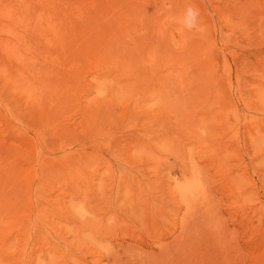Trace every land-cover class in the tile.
<instances>
[{"label": "rangeland", "instance_id": "rangeland-1", "mask_svg": "<svg viewBox=\"0 0 264 264\" xmlns=\"http://www.w3.org/2000/svg\"><path fill=\"white\" fill-rule=\"evenodd\" d=\"M0 264H264V0H0Z\"/></svg>", "mask_w": 264, "mask_h": 264}, {"label": "clouds", "instance_id": "clouds-1", "mask_svg": "<svg viewBox=\"0 0 264 264\" xmlns=\"http://www.w3.org/2000/svg\"><path fill=\"white\" fill-rule=\"evenodd\" d=\"M197 16H198V11L193 7H189L186 10L185 17L183 20L185 27H187L188 29L194 28Z\"/></svg>", "mask_w": 264, "mask_h": 264}]
</instances>
